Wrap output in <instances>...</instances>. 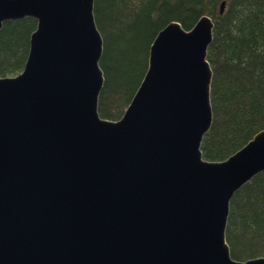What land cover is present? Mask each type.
Listing matches in <instances>:
<instances>
[{"label": "water", "instance_id": "1", "mask_svg": "<svg viewBox=\"0 0 264 264\" xmlns=\"http://www.w3.org/2000/svg\"><path fill=\"white\" fill-rule=\"evenodd\" d=\"M93 5L0 0V30L37 22L23 71L0 78V264H264L233 260L225 240L231 199L264 172V130L223 162L202 157L212 20L157 34L111 122Z\"/></svg>", "mask_w": 264, "mask_h": 264}, {"label": "trees", "instance_id": "2", "mask_svg": "<svg viewBox=\"0 0 264 264\" xmlns=\"http://www.w3.org/2000/svg\"><path fill=\"white\" fill-rule=\"evenodd\" d=\"M93 15L103 41L101 119L122 118L162 29L178 23L189 31L208 16L214 24L206 56L212 71V124L201 143L202 157L223 162L264 130V0H94ZM36 26L31 18L3 24L0 78L23 71ZM225 240L235 261L264 258V172L231 199Z\"/></svg>", "mask_w": 264, "mask_h": 264}]
</instances>
